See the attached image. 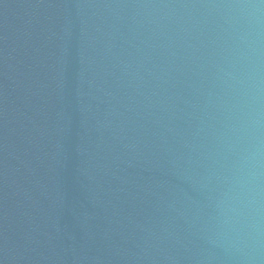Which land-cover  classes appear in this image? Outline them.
<instances>
[{
    "label": "water",
    "instance_id": "1",
    "mask_svg": "<svg viewBox=\"0 0 264 264\" xmlns=\"http://www.w3.org/2000/svg\"><path fill=\"white\" fill-rule=\"evenodd\" d=\"M0 264H264V0H0Z\"/></svg>",
    "mask_w": 264,
    "mask_h": 264
}]
</instances>
